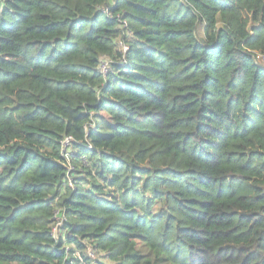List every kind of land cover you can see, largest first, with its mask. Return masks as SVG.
<instances>
[{"label": "trees", "instance_id": "16d2710c", "mask_svg": "<svg viewBox=\"0 0 264 264\" xmlns=\"http://www.w3.org/2000/svg\"><path fill=\"white\" fill-rule=\"evenodd\" d=\"M261 55L264 0H0V264H264Z\"/></svg>", "mask_w": 264, "mask_h": 264}, {"label": "built area", "instance_id": "2783aa9c", "mask_svg": "<svg viewBox=\"0 0 264 264\" xmlns=\"http://www.w3.org/2000/svg\"><path fill=\"white\" fill-rule=\"evenodd\" d=\"M119 45L121 46V48L123 49V51H125L127 49V46L125 44L122 43V41H119ZM260 59L264 62V55H261L260 56ZM123 62H125L123 60ZM100 70L103 72V73H106L108 70H109V63H108V59H103L101 61V64H100ZM71 140V137L67 136L64 138L63 142H62V145L63 147H66L67 144L70 142ZM61 216H57L56 217V220L52 226V232L54 234H56V232L58 231L60 225H61ZM89 255H93L92 252L89 250Z\"/></svg>", "mask_w": 264, "mask_h": 264}]
</instances>
